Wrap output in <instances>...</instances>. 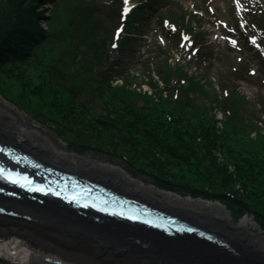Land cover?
I'll use <instances>...</instances> for the list:
<instances>
[{"label": "trees", "instance_id": "1", "mask_svg": "<svg viewBox=\"0 0 264 264\" xmlns=\"http://www.w3.org/2000/svg\"><path fill=\"white\" fill-rule=\"evenodd\" d=\"M41 1L0 0V89L6 98L51 126L75 152L120 157L134 176L148 175L167 191L220 200L233 220L248 213L264 231V129L258 125L264 118L246 111L247 96L229 94L225 108L230 117L221 127L211 113L214 104L199 106L188 93L200 89L201 82L185 87L183 98H171L169 75L176 72L168 58L152 69L167 86L162 90L151 74L150 84L161 89L151 96L132 81L117 85L121 78L130 79L122 73L124 64L116 60L119 68L104 67L107 49L102 51L94 39L98 72L94 63L73 71L71 66L79 64L75 30L93 31L96 11L91 2L78 7L51 0L56 6L49 16L39 9ZM147 7L154 5L149 1L135 9L128 25L152 11ZM134 35L129 32L117 42L121 53L142 40ZM178 72L189 74L182 68ZM91 91L108 107L106 114L82 100ZM143 100L146 104L140 105Z\"/></svg>", "mask_w": 264, "mask_h": 264}, {"label": "rangeland", "instance_id": "2", "mask_svg": "<svg viewBox=\"0 0 264 264\" xmlns=\"http://www.w3.org/2000/svg\"><path fill=\"white\" fill-rule=\"evenodd\" d=\"M144 1L146 0H128V4L136 5ZM65 2L69 6L76 4L78 7H83V5L85 7L86 2H91L94 11H96L92 25L93 31L88 33L80 28L75 30L77 32V38H75L79 44V64L71 66V70L95 65L98 57L94 51L96 45L93 42L94 39L96 43L103 46L102 51L107 49L106 54L109 55V62L104 67L112 66V64L115 67L117 64L120 66L116 60H121L124 64L122 73L130 79L121 78L115 82L117 85H126L132 81L142 93H148L151 96L160 95L158 92L161 93L160 90L167 86V81H163L161 74L152 69L168 58L176 72L169 75L171 98L175 99L178 95L183 98L184 88L194 81H199L202 83L200 89H197L196 92H188L196 99L199 106L214 104L215 99L221 97L224 103H220L226 107V91L230 90L233 94L240 91L247 96L250 102L246 111L264 118V37L260 39L249 27L246 28L244 25L247 19L255 13L253 9H263L264 12V0H153L155 7L146 16V19L135 20L131 26L127 25L126 29L124 20L127 14H124L122 10L125 0H65ZM41 3L39 9L52 16L53 13L49 9L55 8V2L43 0ZM262 20L261 23L264 24V15H262ZM141 23H144L145 26L139 27ZM128 29L139 38L141 37L142 40L134 43L133 50L130 49L126 54H123L114 42L127 35ZM117 30H122L118 39L116 38ZM201 33L204 34V39H201L203 42L198 46L200 52L196 54L193 44L195 40L199 39L197 36ZM113 44L116 47H113ZM95 68L97 73L99 68L97 65ZM179 68L189 72L188 76L182 78L178 74ZM151 74L159 81L161 89L150 84ZM67 78L69 79L68 84L73 86V77L69 75ZM139 83L145 84L141 86ZM136 85L134 86L136 87ZM177 86L183 89H179ZM166 92L164 94L167 96ZM85 93L81 96L82 100L90 102L96 112L100 115L108 112V107L101 103V97L97 95V92ZM0 104L4 105L8 112L18 113L20 117L18 122H25L30 126L38 125L45 135L50 136L58 149H65L78 156L86 155L100 160L104 159L118 164L131 173L120 157H109L103 152H75L51 126L34 120L31 114L24 111L22 107L7 99L1 89ZM139 104H146V100ZM215 106H217L216 103ZM216 110L211 113L216 115L218 121L220 118L226 117L222 111L220 113ZM258 125L264 129V123L258 122ZM0 139L5 140L1 137ZM45 162L49 163L50 161ZM133 177L146 183H152L155 196L162 197V192L165 190L157 187L151 177L142 174ZM178 194L189 197L188 194L180 192ZM212 210L230 214L225 208L220 210L213 208ZM252 218L250 215L249 219ZM246 228L264 240L263 231L258 230L254 223L247 224ZM218 233L233 245L229 238L221 232Z\"/></svg>", "mask_w": 264, "mask_h": 264}, {"label": "bare ground", "instance_id": "3", "mask_svg": "<svg viewBox=\"0 0 264 264\" xmlns=\"http://www.w3.org/2000/svg\"><path fill=\"white\" fill-rule=\"evenodd\" d=\"M19 118L18 113L8 112L0 104L1 138L56 166L95 177L122 192L132 193L186 219L214 228L241 249L246 244V236L264 245L263 239L252 236L246 228L247 224L253 223L252 219H241L235 223L237 228L232 230L224 224L229 220L228 214L212 210L224 209L215 201L165 191L162 197L157 198L152 183L135 179L129 171L110 161L58 149L38 125L18 122ZM0 204L9 205L31 217L27 220L0 214V264H56L47 261V257L61 260L59 264H219L223 260L220 254L215 256V252L204 246L200 248L194 242H165L139 229L80 218L53 203L38 205L0 194ZM10 248L16 252H8Z\"/></svg>", "mask_w": 264, "mask_h": 264}, {"label": "water", "instance_id": "4", "mask_svg": "<svg viewBox=\"0 0 264 264\" xmlns=\"http://www.w3.org/2000/svg\"><path fill=\"white\" fill-rule=\"evenodd\" d=\"M174 193V192H173ZM23 197H26V195L24 193H22ZM191 197V196H190ZM43 198L48 202V203H53L56 206H59L60 208L65 209L66 211H68L69 213H71L72 215H76L79 216L80 218H87L91 221L94 222L93 219H95V217L99 218L102 221H108L114 224H119L125 227H129V228H134V229H139L140 231L146 233V234H152L155 235L161 239H163V241L165 242H172V241H182V240H188L190 242H194L197 245H199V247H205L207 248L208 251H213L215 253H213V255L217 256L216 254H220L221 255V259L223 258V260H220L221 262L219 264H264V245L262 244L261 241H255L252 237H248L246 236L245 241L246 244L244 247H242V249L240 248V246L235 242H232L233 245L231 243H229L230 245H219L217 243H213L211 241H207L205 239H200L197 238L194 234H188V233H181V234H176V235H166L161 231H158L152 227H146L143 224H137L134 222H129V221H125V220H121V219H115L111 216H107V215H101L98 212H93L89 209H79V208H75L73 206H70L69 204L64 203L63 201H59L58 199L55 198H49V197H44ZM193 199H199L200 198H193ZM202 200H206V199H202ZM209 201V200H207ZM212 202V201H210ZM215 202L219 203L222 205V207L225 208V205L222 204L220 201L216 200ZM248 216L245 214V216L243 217V219L247 218ZM237 221L232 220L229 217V220H226V222H224L225 226L229 229L235 230V228H237L236 223ZM254 224L257 226V228L259 229V224L257 223V221H254ZM250 234L253 236V233L250 232ZM200 247V248H201ZM215 256H212L214 259H216ZM211 259V258H210ZM208 259V260H210ZM211 261V260H210Z\"/></svg>", "mask_w": 264, "mask_h": 264}, {"label": "snow or ice", "instance_id": "5", "mask_svg": "<svg viewBox=\"0 0 264 264\" xmlns=\"http://www.w3.org/2000/svg\"><path fill=\"white\" fill-rule=\"evenodd\" d=\"M128 11H129V8H128V0H125L124 14H127ZM120 31L121 30H117V38L119 37ZM233 43H235V42H233ZM113 47H116V45L113 44Z\"/></svg>", "mask_w": 264, "mask_h": 264}]
</instances>
